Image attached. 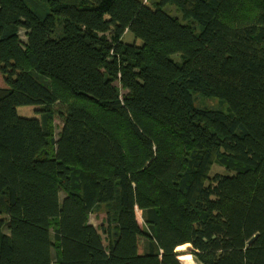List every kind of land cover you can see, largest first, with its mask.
<instances>
[{"label":"trees","instance_id":"16d2710c","mask_svg":"<svg viewBox=\"0 0 264 264\" xmlns=\"http://www.w3.org/2000/svg\"><path fill=\"white\" fill-rule=\"evenodd\" d=\"M0 74V264H264V0H0Z\"/></svg>","mask_w":264,"mask_h":264},{"label":"rangeland","instance_id":"374dc122","mask_svg":"<svg viewBox=\"0 0 264 264\" xmlns=\"http://www.w3.org/2000/svg\"><path fill=\"white\" fill-rule=\"evenodd\" d=\"M149 1L150 2L151 1H156L157 2L158 0H149ZM164 11L167 12L170 16L177 17L180 20L182 18L181 12L173 5L167 6ZM183 21H185V20H183ZM21 39L25 40L24 34L21 35ZM124 41L126 43H129V44L131 43L132 44V43L135 42V39H134V36L132 34L126 33V35L124 36ZM137 41H138L137 42L138 45L141 44V42L139 40H137ZM0 87H5V84H4V81L2 79L1 74H0ZM199 100L200 101H204L205 100L207 102V104H209L211 106L219 107V105H221V103L219 101L215 100V99H205L202 96H200ZM54 107L56 108V110H58L59 108H63L64 106L61 105V104H56V105H54ZM18 112L22 116L31 117L33 115H37V113L39 112V108L35 107V106H23V107H19L18 108ZM55 125L57 127V131H59L62 123H61V121L59 119H56L55 120ZM213 170H214V173L216 171H223L222 169H219L217 166H214L212 171ZM105 218H106V208H105V206H102L97 212H94L93 214L90 215V223L92 225H94L97 229H99L100 232L102 233L101 227L104 224ZM137 220L139 221L140 225H143V220L141 218V212L139 210H137ZM103 237L105 238V236H103ZM187 251H188V247L184 248L183 250H180L178 252L183 254L181 257H186L188 255H185L184 253H186ZM181 257H180V260H181L182 264H198L193 259L192 256H191V259H189V260H186V259L183 260Z\"/></svg>","mask_w":264,"mask_h":264},{"label":"bare ground","instance_id":"6f19581e","mask_svg":"<svg viewBox=\"0 0 264 264\" xmlns=\"http://www.w3.org/2000/svg\"><path fill=\"white\" fill-rule=\"evenodd\" d=\"M184 248H187V245L186 246H181V247H179L178 249H180V250H183ZM183 260H189V259H191V256L190 255H188V256H186V257H181Z\"/></svg>","mask_w":264,"mask_h":264},{"label":"water","instance_id":"95a60500","mask_svg":"<svg viewBox=\"0 0 264 264\" xmlns=\"http://www.w3.org/2000/svg\"><path fill=\"white\" fill-rule=\"evenodd\" d=\"M187 247H188V251H190L191 245L189 244V245H187ZM185 255H188V254H185Z\"/></svg>","mask_w":264,"mask_h":264}]
</instances>
